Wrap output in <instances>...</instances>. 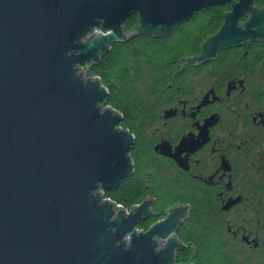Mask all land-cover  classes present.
<instances>
[{
  "label": "water",
  "instance_id": "95a60500",
  "mask_svg": "<svg viewBox=\"0 0 264 264\" xmlns=\"http://www.w3.org/2000/svg\"><path fill=\"white\" fill-rule=\"evenodd\" d=\"M224 3L219 28L197 55L179 58V70L221 48L264 40V4L0 0V264H181L175 252L188 242L175 231L187 205L167 207L142 230L136 224L155 214L150 197L126 210L103 196L133 172L134 136L118 126L122 116L106 104V88L89 68L113 42L168 36L196 11ZM131 13L136 23L125 31L121 23ZM164 146L154 150L185 168Z\"/></svg>",
  "mask_w": 264,
  "mask_h": 264
},
{
  "label": "flooded vegetation",
  "instance_id": "af4514ba",
  "mask_svg": "<svg viewBox=\"0 0 264 264\" xmlns=\"http://www.w3.org/2000/svg\"><path fill=\"white\" fill-rule=\"evenodd\" d=\"M253 43L256 64L231 63L235 55L245 61ZM217 60L225 64L215 65ZM180 63L176 79L186 85H168L144 139L133 138L130 149H143L154 166L164 163L171 171L165 172L168 180L190 188L195 200L217 203L230 264H264V40L221 48L214 57L179 70ZM167 108L172 114L163 117ZM160 142L185 168L160 148L154 150ZM149 197L153 203L154 196ZM229 200L235 202L221 210Z\"/></svg>",
  "mask_w": 264,
  "mask_h": 264
},
{
  "label": "trees",
  "instance_id": "16d2710c",
  "mask_svg": "<svg viewBox=\"0 0 264 264\" xmlns=\"http://www.w3.org/2000/svg\"><path fill=\"white\" fill-rule=\"evenodd\" d=\"M254 3L261 6L264 0H254ZM227 9L228 3L213 5L196 11L191 19L180 22L173 33L166 37L135 34L123 41L113 42L107 49L100 51L98 61L90 66L89 72L106 88V104L121 114L119 127L132 133L135 139H144L146 128L155 120L163 102L159 97L161 93L166 91L169 84L186 85L176 79L179 58L186 53L195 54L199 51V44L219 28L222 13ZM134 25L133 13L122 21L125 31ZM251 46L245 61H237L235 55L232 62L229 59L230 62L249 66L254 62L256 64L258 45L253 43ZM216 64L225 63L217 60ZM145 68L151 70L154 86L146 93H141L137 81ZM129 155L133 172L122 178L119 187L104 192L103 196L125 209L146 196H154L150 208L155 214L136 224L142 230L162 218L167 207L177 203L187 205V216L175 234L184 245L188 243L176 250L175 260L181 264H230L224 257V241L219 234L223 223L216 213L217 203L197 201L192 191H188L190 188L174 186L168 177L161 176L160 164L154 166L146 158L143 149H130ZM189 247L194 248L192 256L190 252L193 249Z\"/></svg>",
  "mask_w": 264,
  "mask_h": 264
},
{
  "label": "rangeland",
  "instance_id": "374dc122",
  "mask_svg": "<svg viewBox=\"0 0 264 264\" xmlns=\"http://www.w3.org/2000/svg\"><path fill=\"white\" fill-rule=\"evenodd\" d=\"M135 23H136V21H135ZM173 31H174V29L172 30V32L170 34H172ZM77 69L82 72V75H84L86 66H80ZM142 73L143 74H142L141 78L137 81V84H138V87L140 88L141 93H146L149 90V88L154 86L153 85L154 84L153 83V77L150 74L151 73L150 69H146L145 68V69L142 70ZM194 88H195V90H197L195 85H194ZM158 166H160L161 176L166 177V173L165 172H169L170 169H167V167H166V165L164 163H161ZM176 263H177V261H176Z\"/></svg>",
  "mask_w": 264,
  "mask_h": 264
},
{
  "label": "built area",
  "instance_id": "2783aa9c",
  "mask_svg": "<svg viewBox=\"0 0 264 264\" xmlns=\"http://www.w3.org/2000/svg\"><path fill=\"white\" fill-rule=\"evenodd\" d=\"M124 209H125V208H124ZM127 209H128V208H127ZM127 209H126V210H127Z\"/></svg>",
  "mask_w": 264,
  "mask_h": 264
},
{
  "label": "bare ground",
  "instance_id": "6f19581e",
  "mask_svg": "<svg viewBox=\"0 0 264 264\" xmlns=\"http://www.w3.org/2000/svg\"><path fill=\"white\" fill-rule=\"evenodd\" d=\"M115 208V207H114Z\"/></svg>",
  "mask_w": 264,
  "mask_h": 264
}]
</instances>
